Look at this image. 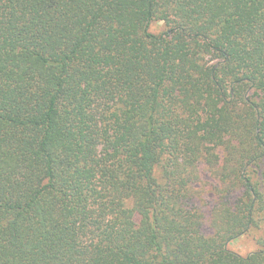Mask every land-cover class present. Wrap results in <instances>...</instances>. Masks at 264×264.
Returning <instances> with one entry per match:
<instances>
[{
    "label": "trees",
    "instance_id": "trees-1",
    "mask_svg": "<svg viewBox=\"0 0 264 264\" xmlns=\"http://www.w3.org/2000/svg\"><path fill=\"white\" fill-rule=\"evenodd\" d=\"M261 229L264 0H0V264H264L227 249Z\"/></svg>",
    "mask_w": 264,
    "mask_h": 264
},
{
    "label": "rangeland",
    "instance_id": "rangeland-1",
    "mask_svg": "<svg viewBox=\"0 0 264 264\" xmlns=\"http://www.w3.org/2000/svg\"><path fill=\"white\" fill-rule=\"evenodd\" d=\"M165 26L162 22L154 21L149 25V32L158 35L164 32ZM203 182L205 183V177L202 176ZM205 198V194H204ZM210 199V198H209ZM205 200V199H204ZM264 236V230H251L245 235L239 237L235 241L230 242L227 245V249L235 252L241 256H246L252 252L259 250L257 243L259 237Z\"/></svg>",
    "mask_w": 264,
    "mask_h": 264
}]
</instances>
